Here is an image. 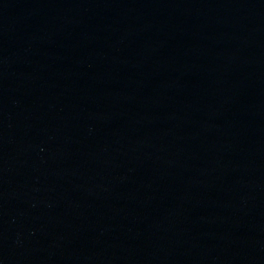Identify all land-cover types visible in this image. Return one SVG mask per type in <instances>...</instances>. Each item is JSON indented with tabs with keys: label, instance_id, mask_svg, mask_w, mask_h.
Returning a JSON list of instances; mask_svg holds the SVG:
<instances>
[{
	"label": "water",
	"instance_id": "obj_1",
	"mask_svg": "<svg viewBox=\"0 0 264 264\" xmlns=\"http://www.w3.org/2000/svg\"><path fill=\"white\" fill-rule=\"evenodd\" d=\"M0 264H264V0H0Z\"/></svg>",
	"mask_w": 264,
	"mask_h": 264
}]
</instances>
